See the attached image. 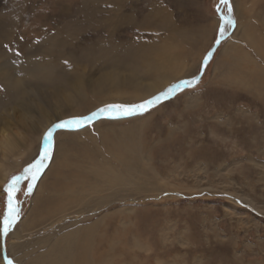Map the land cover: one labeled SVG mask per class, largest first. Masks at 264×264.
<instances>
[{
  "label": "rangeland",
  "instance_id": "1",
  "mask_svg": "<svg viewBox=\"0 0 264 264\" xmlns=\"http://www.w3.org/2000/svg\"><path fill=\"white\" fill-rule=\"evenodd\" d=\"M230 4L234 27L226 29L230 34L194 87L140 114L113 110L110 118L54 132L50 158L31 194L25 195L28 181L16 194L20 216L5 242L15 264H35L57 239L79 229L86 237L85 264H108L112 256L114 264H264V0ZM240 11L247 16L243 24ZM221 13H227L221 0H0L1 118L13 110L23 114L19 105L25 104L10 94L6 75L29 85L31 64L61 76L41 81L68 87L77 79L82 90L54 123L140 104L200 74L219 37ZM53 37L60 43L50 48ZM168 43L177 47L171 51L178 67L164 70L181 75L142 100L98 102L110 90L100 93L98 83L116 73L114 64H130L142 77L145 64ZM52 125L28 135L27 154L10 162L19 161L2 184L0 215L4 186L38 158ZM58 152L70 162L65 173L75 172L66 183L81 185L86 177V190L80 187L86 196L32 213L34 202L40 206L56 195L45 187L40 203L36 192L55 181L53 168L64 173ZM26 220L30 227L21 231Z\"/></svg>",
  "mask_w": 264,
  "mask_h": 264
},
{
  "label": "bare ground",
  "instance_id": "2",
  "mask_svg": "<svg viewBox=\"0 0 264 264\" xmlns=\"http://www.w3.org/2000/svg\"><path fill=\"white\" fill-rule=\"evenodd\" d=\"M240 13L242 16V21L241 18L240 21L241 24H243L245 23V19L247 18V16L246 13L243 14L241 11ZM58 40V37H53L50 38L47 43L51 48L56 43V46L60 43V40ZM174 47L175 49L177 48L174 44L168 43L163 47L164 49H162V52L158 53L156 51L153 54V59H151L153 61H149L145 64L147 68L143 69L145 71H143L141 75L142 77H139V71L135 70V68L133 69L129 67L130 64H125L124 66H121L122 64L120 63L114 64L113 68L117 69L116 73H107L105 76H102L103 79L98 83V85L101 86L100 93H104L105 87H108L110 89L108 92L101 96V99H105L98 102L101 104H106L107 102H113L117 99H122L125 96L132 97L131 99L133 101H138L137 99L142 100L144 99L143 97H145L146 94L151 95L160 90L163 85L168 83L170 76L181 75V72L177 70H164L167 67H178V65L176 64L175 56H173L171 51L172 49H174ZM31 66L32 67L29 69V71L32 72L33 79L31 80V82H29V85L21 84V79L12 74H7V72L5 73L7 74L6 82L10 87V94L19 95L22 98V105H25L23 107L19 105L23 113L21 115H18L17 112L13 110L14 112H9L6 118H1L2 115L0 113V196L2 184L9 177V173L12 171L13 167L18 164L19 161H17L13 165L10 162H14L15 158L22 157L27 154L26 152H28V148L31 145L29 140L30 137L28 135L37 136L43 129L47 127V125L50 126L51 124H55L54 122L66 117V114L71 109V107H74L76 105L78 97L83 95L80 86H78L79 83L74 84L77 82V79H75L74 81H69L68 87H60L54 85V83L50 80H56V78L61 76L52 78L55 76V72L48 70L47 68L46 70L43 69L45 72H41L42 68H35V64H31ZM21 70L23 71V69ZM159 70L164 78L160 80L161 74H158L156 76L157 79L149 80L150 77L155 76ZM185 71L186 70H184V72ZM40 77H47L50 78V80L42 79L41 81ZM31 108L35 111H32ZM36 114H38L39 116L37 122L35 117ZM39 114H42L44 119H41ZM128 150L130 149H125V151ZM59 152L58 157L60 159L57 163L59 164V169L63 168L64 171V167L68 168L70 162L67 156ZM91 161L92 165L94 166V158L91 159ZM77 168L80 169V165H77ZM96 169L97 170H95L94 172L100 171L98 170V168ZM52 173H55V175L53 174V176L55 177V181L50 184H48L47 182L40 184L36 192L38 196L37 201L40 200L41 203V201L44 199L42 189H45V187L48 189L50 188V190L53 191V194L56 195L51 196L50 193V195L48 196L49 198L47 197V199H45V201L40 204V206H38L34 202L32 213L38 207V209H40V211L42 212L50 209V204H52L56 200L61 204L64 202H69V204H77L78 202L82 201V199H84V196H86L84 195L86 191H82L86 186L81 187L84 184L82 178L86 180V177L81 176V170L78 173L79 177H82L81 185L77 184V186L76 184H74V186H71L66 183L67 180H71V178L75 176V172L65 173L64 171L63 173L53 168L51 174ZM80 187L82 190H80ZM29 222L30 220L24 221L21 226V231H26L30 227ZM83 232H86V230H83ZM15 234L18 235V233ZM1 244L2 243L0 239V245ZM35 262V264H85L86 237L83 236L81 229L74 231L73 233H68L63 237L61 236V238L57 239L55 243L50 246L47 254L40 255L36 258ZM0 264H6L4 259L2 258L1 250ZM108 264H114V256H112V260ZM128 264H130V262Z\"/></svg>",
  "mask_w": 264,
  "mask_h": 264
},
{
  "label": "snow or ice",
  "instance_id": "3",
  "mask_svg": "<svg viewBox=\"0 0 264 264\" xmlns=\"http://www.w3.org/2000/svg\"><path fill=\"white\" fill-rule=\"evenodd\" d=\"M221 4L227 6V13H221L220 15V27H219V37H223L226 33V29L233 27L235 24L233 15H232V6L230 0H221ZM217 11H220L218 6ZM220 43L218 38L216 44ZM19 55V53H17ZM211 56V52L208 53V57ZM208 57L205 59L207 60ZM199 81V76H195L192 79L180 80L177 83L171 84L165 91L143 101L140 104L136 105H119V106H109L99 109L97 112H93L88 116L73 117L67 120H62L58 123L53 124L47 129L43 136L44 147L40 150L38 158L34 159L33 162L29 163L23 171L11 177L9 182L4 186L3 192L5 195V210L2 215H0V231L3 232L5 236L9 233V230L15 225L20 216V201L17 200L16 194L22 190V183L28 181L27 190L25 195H30L34 182L37 180L41 170L45 167V161L50 158V150L53 144V134L56 129L59 128H69V127H80L85 122L95 118L98 113L102 112H111L115 110L122 115H133L135 113H143L144 111L149 110L151 107H154L162 99H167L178 92L184 90L187 87H190ZM9 264H12V261H9Z\"/></svg>",
  "mask_w": 264,
  "mask_h": 264
},
{
  "label": "water",
  "instance_id": "4",
  "mask_svg": "<svg viewBox=\"0 0 264 264\" xmlns=\"http://www.w3.org/2000/svg\"><path fill=\"white\" fill-rule=\"evenodd\" d=\"M233 27H234V26H233ZM229 34H230V32H226L225 35H224L223 37H218V38L220 39V43H219L218 45L215 43L214 47H213V48L211 49V51H210V52H211V56L208 57V55H207L208 59H207V60H206V59L204 60V62H203V64H202V68H201L200 74L198 75V76H199V81L201 80V78H202V76H203V74H204V71H205L207 65L209 64V62L211 61L213 55L215 54L217 48L220 46V44L225 40V38H226ZM199 81H198V82H199ZM196 84H197V83H196ZM196 84H194V85H192V86H190V87H187V88H185L184 90H186V89H188V88H192V87H194ZM184 90L178 92L177 94H175V95H173V96H171V97H169V98H167V99H162V100H161L158 104H156L155 106L159 105V104L162 103V102H165V101H167V100H170L171 98L175 97L176 95H178L179 93L183 92ZM155 106H154V107H155ZM151 108H152V107H151ZM151 108H150V109H151ZM144 112H145V111H144ZM136 114H140V113H135V114H133V115H136ZM112 115H113V114H112L111 112H102V113H98V115H97L95 118H93V119H91V120L85 122L82 126H80V128H82V127H84V126H87V125L91 124L92 122H94V121H96V120H98V119H100V118H110ZM56 130H58V129H56ZM56 130H55V131H56ZM43 170H44V168L41 170V172H42ZM5 242H6V236H5V235L3 234V232H2V258L4 259V261H5L6 264H9V261H12V260H11L10 258H8V256H7V253H6V250H5ZM12 264H15V263L12 261Z\"/></svg>",
  "mask_w": 264,
  "mask_h": 264
}]
</instances>
